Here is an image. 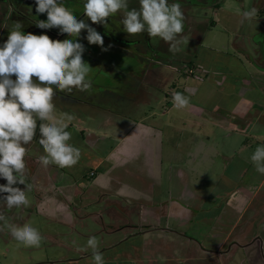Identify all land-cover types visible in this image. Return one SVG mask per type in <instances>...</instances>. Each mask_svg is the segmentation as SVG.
<instances>
[{"label":"rangeland","instance_id":"rangeland-1","mask_svg":"<svg viewBox=\"0 0 264 264\" xmlns=\"http://www.w3.org/2000/svg\"><path fill=\"white\" fill-rule=\"evenodd\" d=\"M60 2L77 16L84 11L86 0ZM25 3L15 2L12 5L0 2V46L17 21L24 27L29 22L47 20L46 13L36 12V0H26ZM128 3L129 10L139 8V0H128ZM172 3L181 6L184 13L183 35L189 40L175 55L168 51L167 43H154L146 32L128 35L123 30L122 14L119 12L107 18V26L93 24L90 18H84L103 36V47L107 51L87 41L86 29L81 30V36L76 38L67 34L57 38L60 33L57 28L34 32L22 30L25 34H47L53 40L75 39L85 46L83 59L91 67L87 77L93 85L91 94L75 90L71 93L83 99L84 103L66 98L63 94L55 95V110L62 108L63 114L80 115L83 125L91 130L100 128L110 132L113 122L120 115L121 118L128 116L151 125L168 124L173 127L171 133L175 139L185 135L182 130L189 134V129L195 130L197 136L200 125V135L206 131L211 139L207 142L213 143L222 138L221 128L207 120L197 124L202 119L191 114L193 108L210 110L218 103L228 109L240 92L251 95L256 104L264 103V91L258 92L253 88L262 82L250 84L248 90L242 78H264V73L256 69L264 67V0H169V4ZM252 7L258 9L257 26H242L239 23L240 13ZM130 90L134 92V97L129 95ZM174 92L188 96L189 106L176 109L172 102ZM105 110L112 112L109 122L104 121ZM262 135L257 138L259 142L255 140V149L264 144V133ZM196 138L203 139V136ZM108 142L106 140L105 143ZM101 146L105 147V144ZM179 153L181 155L182 152ZM213 160V164L205 162L198 168V173L187 178L177 171L181 164L177 162L169 178L171 185L168 190L165 186L168 180L163 179L164 188L158 198L176 199L188 204L192 209L191 219L169 215L167 221L163 217L157 222L146 210L140 212L141 216L138 205L131 206L123 197L102 193L95 198L93 188L88 191L77 181H73V189L75 182L80 192L72 195L70 216L59 209L56 211V202L50 199L47 201L50 209L46 212L37 210L38 194L32 188L26 191L29 200L26 207L9 210L0 201V214L9 222L18 225L29 223L43 237L39 247H24L7 230L0 231V264H28L36 256L45 255L50 258L59 254L78 257L85 253V257H90L91 250H84L90 236L97 238L100 251L109 246L110 253H113L111 248L116 247L136 255L133 259L112 260L106 264H264V175L257 173L253 164L241 162L236 155L226 158V154H218ZM218 160L222 162V170L216 167ZM175 161L182 162L181 156ZM33 164V173H27L29 179L37 176L34 178L44 179L45 184L57 181L53 178V169L45 174L37 170V161ZM86 171L89 172L88 169ZM62 172L64 181L74 179L69 172ZM127 180L133 182L130 178ZM0 182L7 183L4 178H0ZM19 187L25 189V185ZM3 195L0 193V196ZM57 196L63 198L62 194ZM51 197L54 198V195ZM115 201L118 207H126L127 211L121 213L122 216L128 222L138 223V228L109 225L125 223V220L116 217L118 212L105 210L109 206L118 211L120 208H116ZM220 208L221 220L218 222L213 214ZM94 210L97 211L96 217ZM140 219L152 225L144 227ZM235 220L236 226L230 229ZM125 233L130 236L124 240L120 236ZM220 241L223 242L218 247Z\"/></svg>","mask_w":264,"mask_h":264},{"label":"clouds","instance_id":"clouds-1","mask_svg":"<svg viewBox=\"0 0 264 264\" xmlns=\"http://www.w3.org/2000/svg\"><path fill=\"white\" fill-rule=\"evenodd\" d=\"M84 14L93 24L107 26V18L122 14L123 30L130 36L147 33L155 43L163 41L169 45L173 55L179 53L189 40L184 37V13L177 3L169 0H139V8L129 10L128 0H86ZM31 11V9H30ZM36 12L47 14V20H37L40 29L57 28L61 34L80 37L87 30L90 44L104 48L103 36L85 20L77 17L60 0H36ZM11 14V9L9 10ZM258 9L252 7L240 13L239 23L249 27L255 24ZM23 25L13 24L7 40L0 46V196L6 207L21 208L29 205L26 191L32 188L26 174V145L30 144L39 128V144L44 154L37 157L47 168L74 166L80 158V150L68 143L71 132L64 119L72 120L70 114L63 118L54 116L56 92L71 94L74 90L91 94L92 81L87 79L90 65L83 59L85 46L75 39L53 40L47 34H25ZM35 78V79H34ZM173 106L184 109L190 100L183 93L172 94ZM39 121V124H38ZM255 171L264 175V144L258 146L250 156ZM25 185V189L14 185ZM0 231L7 230L12 238L24 247H39L43 237L29 223H11L0 214ZM75 245L76 242L73 241ZM91 250V264H104L99 250V241L90 236L84 250Z\"/></svg>","mask_w":264,"mask_h":264},{"label":"crops","instance_id":"crops-1","mask_svg":"<svg viewBox=\"0 0 264 264\" xmlns=\"http://www.w3.org/2000/svg\"><path fill=\"white\" fill-rule=\"evenodd\" d=\"M155 49V47H154ZM262 67V68H261ZM256 68L258 71L264 73V67ZM244 84H247V89L250 90V84H254L259 81L255 90L258 92L264 91V78L252 77L251 79L242 77ZM137 82V81H136ZM190 86H188L189 88ZM245 91V90H244ZM63 94L66 98H71L79 102H85L83 99L76 98L71 94H65L57 91L56 95ZM94 94V93H93ZM129 95L134 97V92L130 90ZM96 96V94H94ZM216 104L215 108L205 110L202 107H195L191 111L192 115L198 116L202 120H198L197 124H201L203 120H207L209 123L213 122L221 128L223 132L222 138L219 142L208 143L211 141L210 135H207L206 131L201 132V126L199 125L197 130V136H203V139L196 138L194 134L195 130L189 129L190 133L180 135V138L175 139V135L171 132L174 130L172 126L162 124H147L141 120L133 119L125 114L126 118H118L113 122L110 132L101 130L100 128L86 127L83 125L82 117L80 115L73 114L72 120L64 119V123L68 125L67 130L71 132L72 136L68 143L77 147L80 150V158L78 162L69 168H59L55 165H50L44 168L38 161L37 157L43 155V147L39 144V128L38 133L30 142L26 145V174L33 173L35 161L38 162L37 170L42 173H47L51 169L54 171L53 178H57L56 182H49L45 184L43 180H31L29 182L32 185L33 191L37 192V200L35 208L46 212L51 206L47 204V201L53 200L56 202V211L59 209L63 211L67 216H70L72 211V195L80 192L76 181L79 182L86 190L92 191L94 189L95 198L102 193H111L112 195L123 197L126 203H130L131 206L138 205L139 213L145 210L155 218L157 222L161 221L164 217L167 221V216L178 215L183 218L192 217L191 207L176 199L161 200L160 190L164 188L163 179H167L166 188L168 190L169 178L177 162L179 167L177 171L184 176L188 177L190 174L198 173L200 166H203L205 162L211 161L213 164V157L218 154H226L228 156L236 155L241 162L252 164L250 161L251 154L255 151L254 142L258 136H262L264 133V103L256 104L255 99L244 92H240L238 97L234 100L232 106L228 109L220 107ZM61 107V106H60ZM61 109V110H60ZM63 109H56L55 117L57 119L63 118ZM71 112V111H69ZM112 112L104 111V121L109 122V117ZM126 119V120H125ZM76 132L73 136V133ZM109 140L108 143H105ZM258 141V140H257ZM259 142V141H258ZM264 142V139H263ZM101 144H105L102 147ZM182 148H181V147ZM32 149V150H31ZM182 152L181 155L178 152ZM31 150V151H30ZM181 156V161H175ZM218 170L221 169V163L216 161ZM184 166L181 168V166ZM178 165V163H177ZM89 170V172L86 171ZM69 172L74 179L71 181L63 180V172ZM60 174V175H59ZM130 178L133 182H129ZM73 181L75 187L73 189ZM33 182V183H32ZM3 184L2 182H0ZM35 183V184H34ZM21 186L20 184L14 185ZM72 189H71V188ZM81 187V188H82ZM52 194L54 198L51 197ZM62 194L63 198H59L57 195ZM193 194V193H192ZM154 197V198H153ZM50 199V200H49ZM114 204L116 203L113 202ZM108 206V205H107ZM118 211L113 208L105 207L108 212H118V218L125 220L123 225L110 223L109 225L121 228L124 226H130V228H138L140 225L136 222L127 220L121 213L127 211L126 207H118ZM109 208V209H108ZM142 216V214L140 213ZM221 208L215 211L213 218L216 221H220ZM94 216H97V211L94 210ZM214 220V221H215ZM139 222L144 227L152 225L150 222H145L140 219ZM103 225H105L102 219ZM237 220L230 224V229L235 227ZM128 229V228H127ZM231 233V232H230ZM131 235V232H129ZM128 234H122L120 238L124 240L130 236ZM226 237V236H225ZM122 239V240H123ZM120 240V241H122ZM223 241L218 243V247ZM110 247L101 251L104 259V264L112 260H127L128 258H136L135 254H131L125 249H118L116 247L111 248L113 253L108 250ZM217 250H219L217 248ZM112 254V255H111ZM86 254H80V256H65L59 254L56 258H50L48 255L43 257L36 256L28 264H91V256L85 257Z\"/></svg>","mask_w":264,"mask_h":264},{"label":"flooded vegetation","instance_id":"flooded-vegetation-1","mask_svg":"<svg viewBox=\"0 0 264 264\" xmlns=\"http://www.w3.org/2000/svg\"><path fill=\"white\" fill-rule=\"evenodd\" d=\"M4 1H6L7 3H10V4H15V2H17V3H25L26 2V0H0V2L1 3H3ZM26 4V3H25ZM85 14H84V12H81V13H79L76 17H77V19L78 20H85L84 18H85ZM86 21V20H85ZM87 22H88V20H87ZM86 22V23H87ZM89 23V22H88ZM38 29H40V28H38V27H36V22H34V23H31V22H29V23H27V24H25L24 25V27H23V29L22 30H27V31H36V30H38ZM103 31H105V30H103ZM60 35H62L61 33H59V35H57V38L60 36Z\"/></svg>","mask_w":264,"mask_h":264}]
</instances>
